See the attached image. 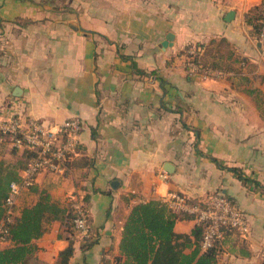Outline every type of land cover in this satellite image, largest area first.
I'll return each instance as SVG.
<instances>
[{"label": "crops", "instance_id": "crops-1", "mask_svg": "<svg viewBox=\"0 0 264 264\" xmlns=\"http://www.w3.org/2000/svg\"><path fill=\"white\" fill-rule=\"evenodd\" d=\"M262 2L0 0V119L83 123L64 172L37 174L17 195L13 217L43 192L65 207L79 195L95 238L74 239L68 264H124L120 241L135 205L168 192L193 201L218 193L249 226L219 243L218 264H262L264 44L246 20ZM190 60L220 74L203 77ZM22 151L2 145L0 160ZM195 226L179 217L174 231ZM33 243L39 264H56L70 245L59 221Z\"/></svg>", "mask_w": 264, "mask_h": 264}, {"label": "trees", "instance_id": "trees-1", "mask_svg": "<svg viewBox=\"0 0 264 264\" xmlns=\"http://www.w3.org/2000/svg\"><path fill=\"white\" fill-rule=\"evenodd\" d=\"M263 2L251 9L246 20L252 24L258 38L260 21L263 15ZM10 134H3L2 145L9 144ZM11 148L14 153L15 148ZM34 151L23 149L21 157L14 162L0 160V225L4 224L5 241L10 246L0 249V264H39L33 257L36 245L33 240L39 238L53 221H59L68 232L70 245L59 252L56 264H68L72 254V242L77 237L72 229L73 211L52 200L50 195L43 192L35 204L23 207L20 215L12 217L7 222L5 206L8 188L11 181H19L17 170L25 168ZM244 182H259L243 175L236 168H230ZM179 217H190L184 212H175L160 200H149L135 205L124 225L120 241V250L126 256L124 264H218L219 243L228 235L215 242L206 250H201L200 242L203 227L196 224L191 234H179L174 231L175 220ZM91 238L79 239L84 242ZM264 264V262H262Z\"/></svg>", "mask_w": 264, "mask_h": 264}, {"label": "built area", "instance_id": "built-area-1", "mask_svg": "<svg viewBox=\"0 0 264 264\" xmlns=\"http://www.w3.org/2000/svg\"><path fill=\"white\" fill-rule=\"evenodd\" d=\"M257 40L264 44V6L260 21V31ZM192 71L201 76L209 77L220 74L219 71L192 60L187 62ZM83 123L78 117H72L58 124L45 125L42 121L32 118L22 119L13 114L0 119V142L3 134H10L9 144L16 150L28 149L35 155L29 159L21 171L19 181H11L6 199L7 222L13 217L12 208L17 195L22 188H28L40 172L62 173L66 164L76 153L79 145V134ZM175 212H184L196 224L203 227L200 242L201 250H206L215 242L221 240L226 233L244 235L249 226L244 213L230 200L221 194H210L202 200H190L177 192H168L160 198ZM68 205L74 217L72 229L78 239L94 236L90 221L89 210L81 196L71 195ZM6 230L0 225V241H5ZM261 260L264 262V246L260 250Z\"/></svg>", "mask_w": 264, "mask_h": 264}, {"label": "water", "instance_id": "water-1", "mask_svg": "<svg viewBox=\"0 0 264 264\" xmlns=\"http://www.w3.org/2000/svg\"><path fill=\"white\" fill-rule=\"evenodd\" d=\"M233 14H234L233 11H228V12L226 13V17H225V19H226V20H230V19L233 17ZM171 40H172V34H168V35L166 36V40L163 42V45L166 46L167 43H169ZM166 171H169L168 167L166 168Z\"/></svg>", "mask_w": 264, "mask_h": 264}, {"label": "rangeland", "instance_id": "rangeland-1", "mask_svg": "<svg viewBox=\"0 0 264 264\" xmlns=\"http://www.w3.org/2000/svg\"><path fill=\"white\" fill-rule=\"evenodd\" d=\"M199 63V62H198ZM205 77V76H204Z\"/></svg>", "mask_w": 264, "mask_h": 264}]
</instances>
